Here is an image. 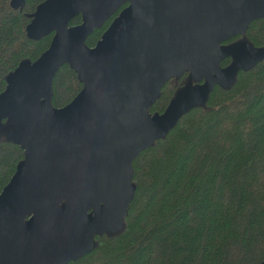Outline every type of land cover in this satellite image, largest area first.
<instances>
[{"label":"water","instance_id":"95a60500","mask_svg":"<svg viewBox=\"0 0 264 264\" xmlns=\"http://www.w3.org/2000/svg\"><path fill=\"white\" fill-rule=\"evenodd\" d=\"M127 2L101 40L87 46L93 30ZM25 5L11 0L14 9ZM78 14L82 23L70 25ZM261 18L264 0L41 3L29 37L57 34L36 61L18 66L0 95V130L5 121L14 122L25 154L0 194V264H69L93 251L95 234L121 229L135 193V159L215 87L229 88L264 58V47L243 40L226 44ZM64 63L78 72L84 88L56 108L53 80ZM186 72L196 84L162 114H151L163 87Z\"/></svg>","mask_w":264,"mask_h":264},{"label":"trees","instance_id":"16d2710c","mask_svg":"<svg viewBox=\"0 0 264 264\" xmlns=\"http://www.w3.org/2000/svg\"><path fill=\"white\" fill-rule=\"evenodd\" d=\"M46 0H26L23 10L0 0V95L24 61H36L56 31L29 37L27 27ZM120 9L93 30L94 47ZM83 21L78 14L70 25ZM234 39V38H233ZM264 47V18L235 37ZM232 56L222 61L228 66ZM196 82L186 72L168 82L149 112L162 114ZM76 70L64 63L52 86V106L69 105L83 90ZM17 125L0 130V194L10 183L24 150ZM135 193L123 226L94 235V248L69 264H261L264 262V58L241 71L229 88L220 86L190 110L163 139L133 163Z\"/></svg>","mask_w":264,"mask_h":264},{"label":"flooded vegetation","instance_id":"af4514ba","mask_svg":"<svg viewBox=\"0 0 264 264\" xmlns=\"http://www.w3.org/2000/svg\"><path fill=\"white\" fill-rule=\"evenodd\" d=\"M127 6H128V5H127ZM119 9H120V8H119ZM123 9H124V8H123ZM123 9H122V10H123ZM117 11H118V10H117ZM117 11H116V12H117ZM116 12H115V13H116ZM115 13H113L112 16H113ZM120 13H121V12H120ZM112 16H111V17H112ZM232 40L235 41V38H234V39H231V40L228 41V42H226V44H227V43H228V44H229V43H235V42H233ZM233 59H234V57L232 56V61H233ZM232 61H231V62H232ZM223 68H226V66H223ZM195 84H196V83H195ZM195 84H192V85H195Z\"/></svg>","mask_w":264,"mask_h":264}]
</instances>
